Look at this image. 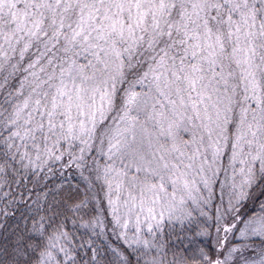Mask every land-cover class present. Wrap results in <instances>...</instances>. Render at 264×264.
Here are the masks:
<instances>
[{
	"label": "snow or ice",
	"instance_id": "6c2138e0",
	"mask_svg": "<svg viewBox=\"0 0 264 264\" xmlns=\"http://www.w3.org/2000/svg\"><path fill=\"white\" fill-rule=\"evenodd\" d=\"M0 264H264V0H0Z\"/></svg>",
	"mask_w": 264,
	"mask_h": 264
}]
</instances>
